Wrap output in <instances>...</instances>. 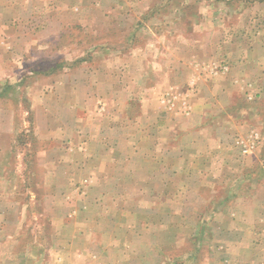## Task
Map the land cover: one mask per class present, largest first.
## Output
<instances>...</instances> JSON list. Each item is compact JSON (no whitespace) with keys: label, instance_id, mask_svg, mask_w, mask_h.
Listing matches in <instances>:
<instances>
[{"label":"rangeland","instance_id":"obj_1","mask_svg":"<svg viewBox=\"0 0 264 264\" xmlns=\"http://www.w3.org/2000/svg\"><path fill=\"white\" fill-rule=\"evenodd\" d=\"M109 1L0 0V187L18 204L0 199V221L22 220L24 236L50 247L55 237L65 253H92L90 233L103 244L136 231L144 237L99 264L141 249L149 259L158 250L159 264H264V175L244 172L255 160L242 148L233 158L245 166L244 180L233 184L250 200L230 203L236 209L219 214L207 238L200 224L209 214L187 210L199 199L181 189L174 213L148 211L167 196L152 198V182L162 180L145 181V167L135 165L154 157L166 178L167 154L152 149L162 95L173 106L184 94L201 122L215 100L228 112L239 107L238 143L247 141L252 111L264 141V0ZM215 82H223L222 100ZM207 135L190 134L172 159L217 149L222 134ZM203 184L205 195L221 190ZM28 201L31 212L20 207ZM151 219L164 227L152 228Z\"/></svg>","mask_w":264,"mask_h":264},{"label":"crops","instance_id":"obj_2","mask_svg":"<svg viewBox=\"0 0 264 264\" xmlns=\"http://www.w3.org/2000/svg\"><path fill=\"white\" fill-rule=\"evenodd\" d=\"M109 3H111L109 5L113 6L114 1L111 0ZM209 81L213 82L215 80ZM226 81L228 82V85L231 83V86L233 87H237L235 83H239L238 80H230V82L228 80ZM221 84H223V82L219 84L215 82V85H219L218 90L220 99L224 94L223 86ZM169 85L171 84L169 83ZM252 85L253 84H251V86ZM168 88L169 87L166 89ZM249 96V98H252L251 94H249ZM163 97L164 96L162 95L157 98L158 111L157 113L155 112L154 115H156L159 120L158 122L153 120V123L156 122L159 126L157 125V129L155 130L157 132H155L156 135L154 137L155 140H153L152 149L158 151L162 150L167 154V162L163 164L166 166V178L157 172V162L154 157H138L135 163L137 170H142L143 167H145V173L143 174V179H145V181L162 180V187H160L161 183L154 184L152 182L149 195L152 198L162 196L165 197V199L167 196L166 204L157 202L158 204L149 208L148 211L155 214L160 212L174 213L175 209L173 208V200H175L174 196L176 193L174 191H176V189H181L183 195L193 196L199 199V202L195 207L187 208V210H192L195 213L206 212L209 214V216H207L208 218L205 220L203 219L204 222H201L200 224L201 227L205 228L204 230H206L205 235L207 238L209 237L208 230H211V227L213 226L211 224H214L217 221V216L222 213L224 214L226 211L229 212L236 209V207H230V203L233 204L238 198H243V200L247 202L250 200V194L247 192L245 193L243 189H237V186L233 184L234 180L237 178H239L238 182L244 180L243 176H240V173L244 170L245 166L237 163V157L236 159L233 158V153H235L233 148H241V143H238L236 140L237 137L235 138V135L237 134L236 128H239L240 124L243 123L242 116H240V109L238 107L236 109H231L229 112L227 110L225 111L227 104L224 107L223 103L220 104L215 100L216 106L212 104L211 108L205 110V114H209L211 117L208 119H201L203 121L201 122L200 119H195L194 113H192L193 110L189 109L191 108L189 100L184 94L179 96V102L178 97L176 96L177 102L173 106H171V103L168 105L161 104L160 101L164 100ZM243 117H245V115H243ZM253 117L257 118L252 111H249L247 115V126L249 128L247 131L250 132L246 144H249L250 141H254V134L259 131V129L255 128L251 122V118ZM261 117L264 119V115H261ZM162 121L163 123L160 124ZM235 124L238 125L235 126ZM159 130L165 132L164 135L160 134L162 131L159 132ZM209 130H215L217 134H222L221 138L218 135L216 141V144H218L217 149L216 146H212L209 149L204 148L205 150L193 149L192 151L187 152L186 156L178 157L179 161L172 159L173 154L177 152L180 154L182 153L181 150L184 147L183 144H185L186 138L190 134L198 136L204 133L208 139L210 136L207 135ZM262 130L264 131V128ZM211 143H213V140H211ZM243 156L255 160V162L253 161V163L250 164V166H252L250 168L252 169H246L244 172H247L250 177H254L255 179L256 177H259V175H264V141L261 142L259 139L255 140L253 149H251L249 153L243 154ZM176 161L178 162L177 169L175 168ZM234 164L237 166L234 167ZM248 175L245 174L244 177L250 178ZM204 182H212V186L219 187L221 190L219 189L218 192L217 190H206L205 192L208 194L205 195L202 193ZM192 189L196 190V192L191 193ZM11 193L4 191L0 187V199H3L5 202L16 208L17 202L10 200V197L14 195V191ZM27 194L29 195V193ZM142 194L143 192L140 195ZM30 205L31 204H29L28 201L25 204L23 203L20 207L21 209L23 208V211L30 209L29 212H31ZM263 207L264 204L262 205V208ZM212 214H215L214 218H212ZM16 220L12 222H5L4 220L0 221V264H99L97 262L103 255L119 252L120 250H123L124 252H122L125 253L126 249L129 246H132L134 240H142L144 238L141 236V233L138 235L139 232L136 231L131 237L123 236L120 238L113 236L108 240V244H103L101 239L97 236V233H90L87 236V240L88 243H93L94 251L92 253L89 252L85 254L79 248H77V250H72L71 253H65L63 250L59 252L60 249L56 247L58 245V239L55 237L53 238L55 245L50 247L48 242H46L42 236L38 239H31L30 237L24 236L26 231L22 229L25 228L26 223L22 222V220ZM149 221L152 228L158 229V227H164L161 226L162 224L156 219H151ZM170 224L171 222L167 224V227ZM142 225L145 224L143 223ZM42 227L43 224H40L41 230L43 229ZM20 230L23 231V234H21ZM188 237H192V235ZM206 238L205 240H207ZM140 244H142V242ZM219 245L221 247V244ZM33 249H35L34 252L32 251ZM72 249H75V247ZM53 251L57 252L53 253ZM133 254L134 256L131 259L115 258L116 264H148V260L151 264H159L158 250H156L155 254H152L151 259L143 254L142 249L141 252L137 251Z\"/></svg>","mask_w":264,"mask_h":264},{"label":"built area","instance_id":"obj_3","mask_svg":"<svg viewBox=\"0 0 264 264\" xmlns=\"http://www.w3.org/2000/svg\"><path fill=\"white\" fill-rule=\"evenodd\" d=\"M257 139H258V136L257 135H254V141H250L249 144H246V142H244L243 140H241L240 143H241L242 153L243 154L249 153V151L251 149H253L254 144H255V140H257Z\"/></svg>","mask_w":264,"mask_h":264}]
</instances>
